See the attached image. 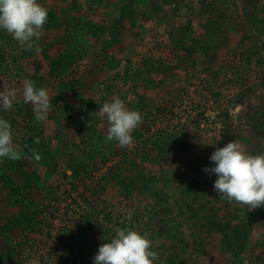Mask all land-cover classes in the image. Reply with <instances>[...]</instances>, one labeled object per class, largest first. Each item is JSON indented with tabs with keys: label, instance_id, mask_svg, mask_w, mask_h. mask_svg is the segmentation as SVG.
I'll return each instance as SVG.
<instances>
[{
	"label": "rangeland",
	"instance_id": "1",
	"mask_svg": "<svg viewBox=\"0 0 264 264\" xmlns=\"http://www.w3.org/2000/svg\"><path fill=\"white\" fill-rule=\"evenodd\" d=\"M126 1L143 26L120 33L130 47L92 86L96 107L119 97L142 115L131 147L106 141L98 109L88 131L99 151L87 133L51 120L72 117L67 106L82 90L81 62L53 78L62 33L43 30L42 61L0 30V90L15 88L22 101L31 79L53 103L44 121L31 104L0 109L22 157L0 163V264H94L103 238L121 228L151 240L156 264H264V205L229 202L204 171L232 140L264 153V0ZM45 148L53 168L32 158ZM75 160L80 177L66 169Z\"/></svg>",
	"mask_w": 264,
	"mask_h": 264
},
{
	"label": "clouds",
	"instance_id": "2",
	"mask_svg": "<svg viewBox=\"0 0 264 264\" xmlns=\"http://www.w3.org/2000/svg\"><path fill=\"white\" fill-rule=\"evenodd\" d=\"M48 9L40 0H0V30L12 35L26 51L39 55V43ZM31 104L37 120L44 121L53 108L52 100L44 87H37L31 79L23 84L22 101L15 88L0 90V109L10 110L14 104ZM95 115L108 123L106 141H116L121 148L134 145L132 132L142 124V115L126 106L119 97L104 102ZM38 142V141H37ZM32 158L41 159L37 151ZM21 153L13 142L9 120L0 117V163L19 160ZM210 168L204 171L215 174L214 191L224 199L256 208L264 205V153L250 154L243 151L234 140L217 147L209 157ZM99 246L94 264H156L158 253L152 249L151 240L132 228L118 229ZM28 264H37L35 259ZM244 264H249L244 260Z\"/></svg>",
	"mask_w": 264,
	"mask_h": 264
},
{
	"label": "crops",
	"instance_id": "3",
	"mask_svg": "<svg viewBox=\"0 0 264 264\" xmlns=\"http://www.w3.org/2000/svg\"><path fill=\"white\" fill-rule=\"evenodd\" d=\"M45 2L49 5H44L48 9V19L44 29L48 33H62L61 35L65 37L64 42L58 44L57 53L49 58L53 59L50 65L54 75H58L53 78L59 80L61 75L72 72L77 63H82V70H79L82 90L74 103L72 102L71 106H67L66 109L73 113V119L72 117L67 118L68 115H66L51 120L56 123L59 129L62 128V123L66 124L68 121L67 125L71 128L79 129L80 133L78 130L74 131L75 133H87V135H83L92 140L91 148L99 151L100 142L93 140L94 135L88 131L92 111L99 109L95 106L92 85L103 75L114 71V66L119 64L117 60L120 58V52L128 46L126 42H122L120 33L143 26L141 14L138 9H129L126 0H93L94 4L90 6V9L86 8V0H46ZM160 2L162 0H156L155 4ZM162 13L170 14L169 12ZM154 14H156L154 15L156 18L159 16L157 13ZM160 21L161 18L158 22L160 23ZM79 27L84 30L78 32ZM129 47L130 45L127 48ZM36 59L45 60L44 57L38 55ZM49 74L51 76V73ZM37 87L40 86L37 85ZM50 151L51 149L45 148L41 153V163L48 168L50 165L46 161L53 156L56 158ZM16 162L18 164L19 160ZM71 162L66 167L68 171H72L70 169ZM14 166L16 165L14 164Z\"/></svg>",
	"mask_w": 264,
	"mask_h": 264
},
{
	"label": "trees",
	"instance_id": "4",
	"mask_svg": "<svg viewBox=\"0 0 264 264\" xmlns=\"http://www.w3.org/2000/svg\"><path fill=\"white\" fill-rule=\"evenodd\" d=\"M30 143V142H29ZM28 143V144H29ZM27 143H23V145H26ZM33 148V147H32ZM27 149H28V147H27ZM27 151H29V149L27 150ZM31 151V150H30ZM46 162H48L49 163V165L53 168L54 166H55V164L57 163V160L55 159V157L53 156V157H51L50 158V160H47ZM80 166V167H79ZM83 167V166H82ZM81 167V164H78L76 161L75 162H73V164H70V169L72 170L71 171V176L72 177H80V175H82V173H80L81 171L79 170L80 168H82ZM27 214H26V216L28 217H31L30 216V213H28V212H26ZM26 223H29L28 221L26 222ZM235 228H237V226L235 227ZM2 258V257H1ZM10 264H13V263H11L10 262Z\"/></svg>",
	"mask_w": 264,
	"mask_h": 264
}]
</instances>
